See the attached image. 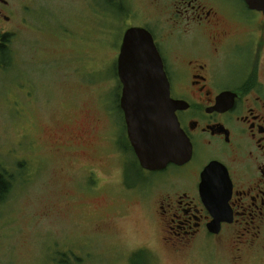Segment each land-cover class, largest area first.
Returning <instances> with one entry per match:
<instances>
[{
    "label": "rangeland",
    "instance_id": "1",
    "mask_svg": "<svg viewBox=\"0 0 264 264\" xmlns=\"http://www.w3.org/2000/svg\"><path fill=\"white\" fill-rule=\"evenodd\" d=\"M114 1L14 0L0 56V184L10 183L0 201V264H230L228 233L171 253L153 200L148 211L125 194L113 167L95 168L100 185L79 180L98 162L71 149L70 134L95 120L102 134L118 121L113 48L126 26L157 12L148 0Z\"/></svg>",
    "mask_w": 264,
    "mask_h": 264
},
{
    "label": "flooded vegetation",
    "instance_id": "2",
    "mask_svg": "<svg viewBox=\"0 0 264 264\" xmlns=\"http://www.w3.org/2000/svg\"><path fill=\"white\" fill-rule=\"evenodd\" d=\"M148 1L157 11L155 17L125 27L113 48V67L117 76L125 32L132 27L146 30L160 57L170 98L180 102L175 116L190 146V157L181 165L169 163L157 171L140 167L128 140L117 76L118 121L113 126L108 124L102 134L96 132L97 125L102 124L99 120L87 122L84 129L70 134L69 147L90 150L98 162L97 166H83L79 180L95 179L100 185L104 181L95 168L113 167L119 189L140 197L148 211L153 204L163 232L170 235L166 248L171 253L188 254L200 239L210 241L228 233L230 264L261 261L264 14L249 10L243 0L244 8L259 18L242 16L228 0ZM114 4L120 8L122 1ZM15 13L14 0H0V45L7 44ZM20 21L26 22L23 17ZM209 165L227 178L226 186L213 180L215 186L204 191V197L227 205L228 222L220 224L217 235L209 232L214 218L200 192L201 174Z\"/></svg>",
    "mask_w": 264,
    "mask_h": 264
},
{
    "label": "water",
    "instance_id": "3",
    "mask_svg": "<svg viewBox=\"0 0 264 264\" xmlns=\"http://www.w3.org/2000/svg\"><path fill=\"white\" fill-rule=\"evenodd\" d=\"M243 1L249 10L264 14V0ZM117 76L122 86L120 108L128 140L140 167L157 171L169 163H185L190 157V146L175 116L180 102L170 98L160 57L146 30L132 27L125 32L117 60ZM213 180L226 186L223 173L209 165L201 174L200 192L214 218L209 232L217 235L220 224L228 222V209L225 201L204 197V191L215 186Z\"/></svg>",
    "mask_w": 264,
    "mask_h": 264
},
{
    "label": "trees",
    "instance_id": "4",
    "mask_svg": "<svg viewBox=\"0 0 264 264\" xmlns=\"http://www.w3.org/2000/svg\"><path fill=\"white\" fill-rule=\"evenodd\" d=\"M5 54H6L5 45L1 44L0 45V56L3 58L6 56ZM0 182H2V175H0ZM9 187H10V183H7V184L1 183L0 184V193H1L0 195H2V196H0V201H2L4 199L6 192L9 189Z\"/></svg>",
    "mask_w": 264,
    "mask_h": 264
}]
</instances>
